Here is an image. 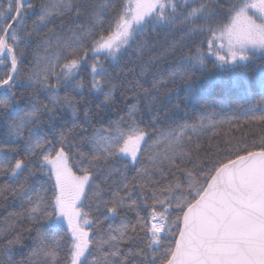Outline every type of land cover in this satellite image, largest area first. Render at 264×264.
<instances>
[{
	"label": "snow or ice",
	"instance_id": "obj_1",
	"mask_svg": "<svg viewBox=\"0 0 264 264\" xmlns=\"http://www.w3.org/2000/svg\"><path fill=\"white\" fill-rule=\"evenodd\" d=\"M158 31L181 34L159 88L183 86L163 101L149 84ZM258 57L264 104V0H0V198L19 201L31 225L26 264H264V136L210 145L204 159L191 134L220 113L206 105L199 124L170 115L213 69L247 91ZM121 88L136 96L112 120ZM248 111L264 131V114ZM129 211L136 225L113 227ZM0 236V264H13L23 233L9 224Z\"/></svg>",
	"mask_w": 264,
	"mask_h": 264
},
{
	"label": "trees",
	"instance_id": "obj_2",
	"mask_svg": "<svg viewBox=\"0 0 264 264\" xmlns=\"http://www.w3.org/2000/svg\"><path fill=\"white\" fill-rule=\"evenodd\" d=\"M34 4L42 3L43 0H32ZM79 2V0H77ZM89 3H95L97 0H88ZM100 3H108L109 0H99ZM113 4L122 3L123 0H111ZM183 2V0H181ZM75 13L71 15H65L64 18L58 19L55 22V27L60 26L62 23H68L69 20L75 18ZM32 26V20L28 21V27ZM70 27L72 25H69ZM108 27V24H105V28ZM180 33H177L173 36L171 31H158L154 36V43L156 44V49L153 53H151L153 57V62L156 64V67L152 69L153 73L156 74L155 78H149V84L156 83L158 88L159 85L165 84L168 85V74L172 72L174 69V62L178 59L179 54L177 56L172 57L169 55H165L164 50L169 46V44L175 42L180 38ZM185 53L188 51L184 50ZM157 58L158 62H157ZM126 63L127 61H123ZM260 63L259 57L257 58L256 64H253L248 72V82L247 85L248 90L245 91L246 85L241 82L239 86L234 84L231 80H229L224 74L219 72L218 70H211L204 74L203 77H199V73L197 76L199 77L197 80V86L200 88V94L197 97L196 102L190 103L186 102V106H181V111L174 115H171L173 119H184L189 124H199L200 116L202 111H204L206 105H211L207 108L208 113L217 112L220 113L215 117L217 121L222 122V124L217 127H211L209 125L208 119L204 120V127L198 129L196 132L192 133V138L194 140L199 141L201 146V156L204 159L207 157L203 156L204 150L208 149L210 145H220L221 149L224 147V141L228 139H232L233 143L238 140L246 139L249 143L255 140L257 143L260 142L262 136H264V131H262V125L260 121L251 119L249 114V109H251L252 114L256 117H259L261 114H264V104H257L256 101L259 100L260 93V82H259V74L257 70V66ZM132 65H129L131 68ZM209 68L211 69V64H209ZM119 71V69L117 70ZM139 71V69H138ZM146 69L144 72H141L140 76H137L135 73L128 77L135 83H139L141 76L146 73ZM0 73H2V69H0ZM127 74V72L125 73ZM149 84H145L144 87L147 88ZM182 82L177 81L176 84H170L169 86H165L163 88H159V97L160 100L163 101L165 98L171 94L174 90L179 92L182 87ZM117 87H120V81H117ZM129 88L131 85L128 86ZM182 97L184 95L183 92L179 93ZM117 103L112 106L110 109L105 110V114L110 116L112 120H117L120 116H125L128 111V101H131L135 98L136 93L131 92L125 88H121L120 92L116 93ZM177 101L173 100L172 103L175 104ZM144 103H148L144 101ZM137 107H141V102L136 100ZM159 106V105H158ZM142 119H145V124H147L148 119L145 118L143 113H140ZM69 117H71V112L69 111ZM145 125H141L144 127ZM71 127V125H69ZM107 127L106 124L102 122H94L93 128ZM159 127V125L157 126ZM151 131L152 129H148ZM79 139V137L77 138ZM0 143H2V137H0ZM151 143V142H150ZM191 167V165H189ZM3 177H0V183H3ZM135 197V193H133ZM23 209L20 207L19 201H12L11 199L3 200L0 198V229L6 228L9 224L13 227L20 229L23 233L24 240L21 245H17L16 248H22L23 252L13 251L11 254V258L13 260V264H26L29 249L28 247H24V244H30V234L27 231H24L25 228L31 227L30 223L26 216H22ZM139 215L141 217L145 216V212H140ZM129 222L131 225H136V212L129 211L125 214H122L119 218L112 221L113 227L119 228L121 225H128ZM107 226L104 229H97L98 232L97 240L104 238V232L106 231ZM128 236L132 235V232L128 231ZM2 239V236H0ZM61 246H63L64 241H60ZM129 241L125 240L120 244L121 250L127 252L128 248L124 247L125 244H128ZM104 248L107 245L103 246ZM3 253V245H0V255ZM4 259H8V257H4Z\"/></svg>",
	"mask_w": 264,
	"mask_h": 264
},
{
	"label": "rangeland",
	"instance_id": "obj_3",
	"mask_svg": "<svg viewBox=\"0 0 264 264\" xmlns=\"http://www.w3.org/2000/svg\"><path fill=\"white\" fill-rule=\"evenodd\" d=\"M65 227H66V224H65Z\"/></svg>",
	"mask_w": 264,
	"mask_h": 264
}]
</instances>
